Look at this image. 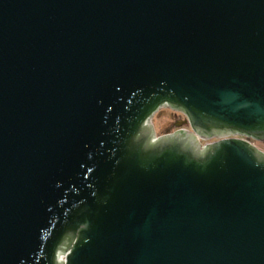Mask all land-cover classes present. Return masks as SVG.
I'll use <instances>...</instances> for the list:
<instances>
[{"label":"water","instance_id":"95a60500","mask_svg":"<svg viewBox=\"0 0 264 264\" xmlns=\"http://www.w3.org/2000/svg\"><path fill=\"white\" fill-rule=\"evenodd\" d=\"M250 139L264 0H0V264H264Z\"/></svg>","mask_w":264,"mask_h":264},{"label":"rangeland","instance_id":"374dc122","mask_svg":"<svg viewBox=\"0 0 264 264\" xmlns=\"http://www.w3.org/2000/svg\"><path fill=\"white\" fill-rule=\"evenodd\" d=\"M186 119L187 117L183 112L172 109L169 106H163L154 114L152 121L157 135H162L173 132L179 128L190 130V125L185 123ZM215 140L217 139L213 138L210 140H202V142L205 144L206 142ZM256 144L264 150V142L257 141Z\"/></svg>","mask_w":264,"mask_h":264},{"label":"built area","instance_id":"2783aa9c","mask_svg":"<svg viewBox=\"0 0 264 264\" xmlns=\"http://www.w3.org/2000/svg\"><path fill=\"white\" fill-rule=\"evenodd\" d=\"M250 141H252L253 143H256L254 140L250 139Z\"/></svg>","mask_w":264,"mask_h":264},{"label":"crops","instance_id":"0c3cea01","mask_svg":"<svg viewBox=\"0 0 264 264\" xmlns=\"http://www.w3.org/2000/svg\"><path fill=\"white\" fill-rule=\"evenodd\" d=\"M263 149V148H262Z\"/></svg>","mask_w":264,"mask_h":264}]
</instances>
